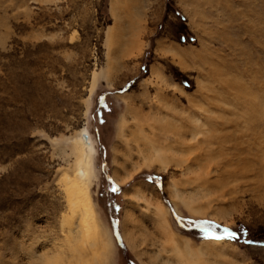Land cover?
<instances>
[{"label": "rangeland", "instance_id": "rangeland-1", "mask_svg": "<svg viewBox=\"0 0 264 264\" xmlns=\"http://www.w3.org/2000/svg\"><path fill=\"white\" fill-rule=\"evenodd\" d=\"M252 95L264 107V0H0V264H46L56 255L65 263L62 177L82 132L96 150L90 190L109 242L97 264L176 262L138 189L166 207L177 240L222 241L192 264H264V152L254 140L240 161L254 168L249 176L234 181L214 164L211 180L225 185L207 198L185 165L170 160L167 173L157 172L136 153L142 129L160 143L191 115L203 120L202 106L231 130L251 114ZM117 162L131 170L125 184L115 180ZM173 182L195 195L196 208L206 206L198 208L204 215L175 205ZM124 231L136 232V250Z\"/></svg>", "mask_w": 264, "mask_h": 264}, {"label": "bare ground", "instance_id": "bare-ground-1", "mask_svg": "<svg viewBox=\"0 0 264 264\" xmlns=\"http://www.w3.org/2000/svg\"><path fill=\"white\" fill-rule=\"evenodd\" d=\"M97 76L98 74H94V80H93L94 82L92 84L91 94L94 90ZM238 88L239 87H237V89ZM239 92H242V90L238 89V97H239ZM164 97H167V95L163 96V98ZM236 97L237 96H235V99L237 100L238 97L237 98ZM205 99H206L205 100L206 102H211L212 104L214 103L216 105V102H214V99H210L209 97ZM250 100L251 101H249V103L252 102V104H254L252 106L250 105V107L248 106L251 109L250 110L251 114L248 115L244 120H242V122L240 121L238 122V120L236 121L234 119V122L232 121L233 123L232 129L228 131H226L227 130L226 125L228 124V122H223V123L216 122L218 121V119H223V118L220 116L219 118L217 117L214 118L212 116L214 115V113H212L211 110H209L210 106L207 108L203 106L199 107V110L202 111L203 116L205 115L203 120L200 117L189 115L190 119L187 120V123L184 122V124L182 125L172 124L174 125L171 130V134L173 136L164 137L162 141L160 140V143H159V140L157 139V135L154 134L152 130H150V132L148 133L147 130L145 131L144 129H142L143 127L142 126L141 136L136 137L135 135L136 138H139L137 140L139 141V144L137 146L138 148H137L136 153H138L139 155L138 157H140L145 162V164L147 165L146 166L147 168L153 169L157 172L167 173L168 170L170 169L169 167H172L170 164V162L172 161H176L177 165L179 166L182 165V167L183 165H185L184 166L186 168L185 174L190 176L191 179H192V176L197 178V182L196 180L194 182L196 183V188L195 189L193 188V190L200 192L201 196H203L204 198H207L210 195L214 194L216 190L218 189L220 190V188H222L225 185V182L223 180L220 181L219 178L217 179L215 177L214 179L213 177L214 180H211L210 177L212 176L214 172V170H212L211 168L214 164L218 166V167L217 166L215 167H217L218 171L221 172L220 176L224 177V175H226V176H229V178H232L234 181H236L239 178L248 177L249 176L248 173L250 172L249 170L252 169V168L247 169V163L245 166H242L244 162L241 163L240 161L242 160L241 156L243 155V153L251 152L250 151L251 149L249 147H255L256 145H259L261 151L264 152V148L262 147L260 143V142L264 143V139H262L263 141H258L259 139L256 140L255 138V137H259L257 134L264 135V107L259 108L256 105V103L253 102V95L251 96ZM164 101H165V98H164ZM257 107L259 111L257 110ZM155 115H152V117H154ZM150 116H151V113H150ZM150 116L148 114V117ZM240 118L241 117L239 116L237 119H240ZM167 123H166V126H167ZM257 123L258 125L255 126L254 124H257ZM258 127H262V131L260 128V132H259ZM248 134L249 136H247ZM84 135L85 134H83V132L79 133L74 139L71 140L70 145H69V149H70L69 155L73 157V162L70 168L72 169V171L63 173V177H62V183H63L62 186L64 188L65 199H66V204H67V213L66 215H64L63 221H62V231L65 234V241L67 242V245H63L62 250L58 252V254L66 255L67 259L65 260V263H64L62 256L56 255L54 258H48L49 260H47L46 264H63V263L64 264H97V262L100 261L99 258L105 255L107 251L109 250L108 249L109 242L106 239L105 232L100 223V219L95 209L92 196H91V190H90L92 179H93V173H94V158L96 155V150L89 141L88 142L84 141V138H83ZM86 137L87 136L85 135V138ZM246 137H250V139H245ZM159 139H161V137ZM251 140H254L255 146H254V143L251 144ZM247 141H249L248 149L243 150L241 147L245 146V144H247L246 143ZM221 157L223 160H225L224 164L221 160ZM218 158L221 161H219ZM117 165L120 166V170L118 168L114 170L113 173H114L115 180L118 182V184L119 183L125 184L132 178L131 170L129 171L126 165L124 164L118 163ZM134 166L136 167L134 168L132 166L134 168V170L132 171L137 172V170L140 169V167L139 166L137 167V165H134ZM259 171H258L259 175L264 176V166H260ZM200 172H202L204 175H201ZM189 183L191 184L192 180L189 181ZM177 184L178 183L173 182L169 189L170 196L175 201L174 202L175 205L177 206L178 204L184 205L187 211L191 212L193 215L201 214L199 209L201 208V211H202V209L204 210V207L206 206L203 205L204 207L198 206L199 209L196 208L194 206L196 205L195 203H197L195 200L196 198L195 195L188 196L189 193L185 194L184 193L185 191L183 192V190H181ZM134 196H136V198L140 200H143L146 203V210L149 211L150 214H153L154 216L153 218H155L156 220L155 225H157L160 238L164 241L172 243L171 250L175 254L174 255L172 253L173 254L172 256H175V261H176L173 264H192L191 260L192 259L197 260L199 256L205 255L210 246L221 245L222 241L221 242L220 241H210V242H204L202 243V245L198 247H194L191 244L192 241H190V239H187L185 241L177 240L178 238L176 237V234L173 232V229L167 218L166 207L160 201L159 202L153 201V197L146 195V192L144 193V191L142 192V190L140 189L134 192ZM204 213H205V210H204ZM204 213H202L201 215H204ZM224 213H225L224 211L218 212V217L220 219H225ZM129 215L131 214H128V216ZM130 218H132L131 220L133 222L134 221L133 217H130ZM124 222L125 224L123 225L125 226L126 229L125 228L123 229L127 230V226H128L127 223L129 222L125 220ZM133 225H130V226H133L136 228L138 227V225L136 226V223H134ZM134 233L132 232L129 233L128 231H126L125 237L127 239V242L129 243V246L133 248L134 250H136L137 249L136 247H138L137 245L138 240L135 237L136 234ZM151 234L153 235L154 233H151ZM181 246H183V248H181ZM163 248L166 249V246L164 245ZM196 260L194 262H197ZM160 264H169V261L168 262L164 261V263L162 262Z\"/></svg>", "mask_w": 264, "mask_h": 264}, {"label": "snow or ice", "instance_id": "snow-or-ice-1", "mask_svg": "<svg viewBox=\"0 0 264 264\" xmlns=\"http://www.w3.org/2000/svg\"><path fill=\"white\" fill-rule=\"evenodd\" d=\"M117 189H113V191H116ZM204 224H207L208 222H203ZM213 227H218V226H213ZM208 229L206 228L205 231H207ZM225 233H227L228 235L232 236L234 235V233L230 232L228 229H224ZM213 239H219V237L213 236Z\"/></svg>", "mask_w": 264, "mask_h": 264}]
</instances>
